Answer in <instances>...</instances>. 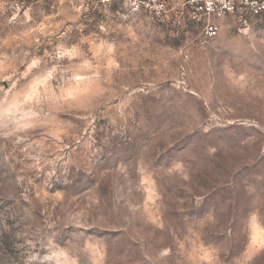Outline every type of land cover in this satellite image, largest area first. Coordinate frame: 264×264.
I'll list each match as a JSON object with an SVG mask.
<instances>
[{"label": "rangeland", "instance_id": "rangeland-1", "mask_svg": "<svg viewBox=\"0 0 264 264\" xmlns=\"http://www.w3.org/2000/svg\"><path fill=\"white\" fill-rule=\"evenodd\" d=\"M0 264H264V16L0 0Z\"/></svg>", "mask_w": 264, "mask_h": 264}, {"label": "built area", "instance_id": "built-area-1", "mask_svg": "<svg viewBox=\"0 0 264 264\" xmlns=\"http://www.w3.org/2000/svg\"><path fill=\"white\" fill-rule=\"evenodd\" d=\"M188 3L210 18H221L231 14L264 16V0H188ZM162 5L160 4V7ZM218 31L219 25L209 20L204 27L205 38L212 39Z\"/></svg>", "mask_w": 264, "mask_h": 264}]
</instances>
